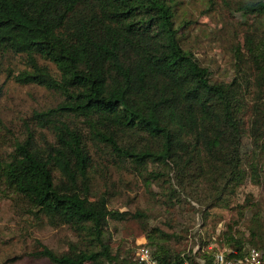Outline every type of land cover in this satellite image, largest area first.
I'll list each match as a JSON object with an SVG mask.
<instances>
[{"label":"trees","instance_id":"obj_1","mask_svg":"<svg viewBox=\"0 0 264 264\" xmlns=\"http://www.w3.org/2000/svg\"><path fill=\"white\" fill-rule=\"evenodd\" d=\"M199 1L227 27L225 80L190 47L198 22L184 0H0V103L11 82L57 99L18 123L0 118V202L77 238L52 248L23 226L24 250L2 264H141L112 223L147 235L157 264H214L222 248H255L264 264V199L243 193L264 191V0ZM123 174L160 215L110 210Z\"/></svg>","mask_w":264,"mask_h":264},{"label":"rangeland","instance_id":"obj_2","mask_svg":"<svg viewBox=\"0 0 264 264\" xmlns=\"http://www.w3.org/2000/svg\"><path fill=\"white\" fill-rule=\"evenodd\" d=\"M184 3L183 11L190 12L192 19L198 22L190 32V47L197 58H199L205 66L210 68L215 79L225 80L229 78L231 76L233 60L229 49V38H227L226 33L223 31V28L226 30L227 27L225 28L217 18L204 16L203 12L206 9V5L203 1L201 3L199 0H184ZM41 64H43V62H41ZM12 65H15L17 69L25 67L23 60L20 58L13 60ZM50 68L53 73L56 72L53 66H50ZM56 102V97L41 87H22L11 82L6 87V95L0 103V118L6 123L10 120L14 123H18V121H14L17 117H25L34 110L54 106ZM122 179L123 186L121 192L112 201L110 210L127 211L129 209H134V211H136L140 209L145 213L148 212L155 215L161 214L162 207L152 200L148 188L144 186L139 179L127 174H123ZM125 184H127V186ZM154 189L155 191H159L157 187ZM249 192H254L259 198L264 199V191L261 192L252 186H247L243 190V193ZM236 215L237 211L235 210L230 213H225V220L218 224L216 233L212 238L213 243L209 246L210 249L215 246L214 244L216 241H219L218 235H221L222 231L226 229V222H229ZM159 224L160 220L152 222V225ZM23 226L29 231L30 237L40 239L52 248L60 249L66 245L67 241H71L72 239L77 241V238L72 237L65 229L59 230L51 227L32 226V224L27 225L21 221L16 212L10 208V203L0 202V232L3 234L4 243L0 253V264L8 257L18 255L24 250V244L19 242V239L23 240L20 233ZM129 230L128 226L112 223L109 233L112 234L113 240L116 243L122 241L123 245H121V247L123 251L131 249L136 253L140 247H146L148 236L144 235L134 239L132 238L133 236L126 235ZM190 244V247H192L194 242ZM180 248L183 249V246H180ZM16 264L50 263L46 260L35 262L24 260Z\"/></svg>","mask_w":264,"mask_h":264},{"label":"built area","instance_id":"obj_3","mask_svg":"<svg viewBox=\"0 0 264 264\" xmlns=\"http://www.w3.org/2000/svg\"><path fill=\"white\" fill-rule=\"evenodd\" d=\"M232 254L236 255L228 249L216 253L214 264H263V253L255 248L248 249L242 257L233 258ZM136 257L141 264H157L147 247H140L136 251ZM183 264H191V262L186 260Z\"/></svg>","mask_w":264,"mask_h":264},{"label":"crops","instance_id":"obj_4","mask_svg":"<svg viewBox=\"0 0 264 264\" xmlns=\"http://www.w3.org/2000/svg\"><path fill=\"white\" fill-rule=\"evenodd\" d=\"M146 238V237H145Z\"/></svg>","mask_w":264,"mask_h":264}]
</instances>
